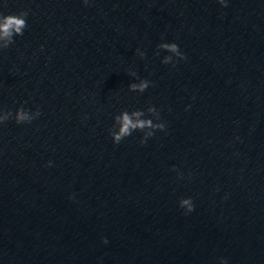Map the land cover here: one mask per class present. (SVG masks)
<instances>
[{
	"label": "water",
	"instance_id": "1",
	"mask_svg": "<svg viewBox=\"0 0 264 264\" xmlns=\"http://www.w3.org/2000/svg\"><path fill=\"white\" fill-rule=\"evenodd\" d=\"M225 3L0 0V264H264V0Z\"/></svg>",
	"mask_w": 264,
	"mask_h": 264
},
{
	"label": "clouds",
	"instance_id": "2",
	"mask_svg": "<svg viewBox=\"0 0 264 264\" xmlns=\"http://www.w3.org/2000/svg\"><path fill=\"white\" fill-rule=\"evenodd\" d=\"M221 5L226 6L225 0H219ZM87 3V0H85ZM28 13L26 11H21L18 14H0V39H6L10 43H13V37L18 35H23L24 29L27 27L26 17ZM7 47V45H5ZM159 49H162L172 55H166L163 57L162 63L168 64L173 60V55L184 59V55L179 51V47L176 43H161L158 45ZM137 52L141 57L144 56L143 52H140L137 49ZM131 75H136V73H130ZM150 81L142 79L139 84H132L130 88L133 91L144 92L150 85ZM150 112H155V107L149 109ZM39 111L34 114H30L28 111H25L23 107L19 108L16 112L15 119L17 123L30 122L35 116H38ZM12 115L11 112H8L5 116L0 117V123L9 119ZM144 113L140 110L134 111H122L119 115L114 117V125L118 124V131L110 130V135L113 138L114 143H120L124 138L130 136L134 131H140L143 133L141 143H144L149 137L154 135L155 130L163 131L165 129V124L162 122L153 123L150 119H141ZM159 115V114H157ZM152 129L147 133H144V129ZM180 206L185 208L187 212L193 210V203L191 198H184L180 200ZM107 241H105L106 243ZM222 264H227L225 260H222Z\"/></svg>",
	"mask_w": 264,
	"mask_h": 264
}]
</instances>
